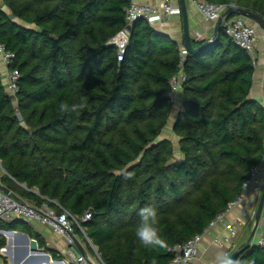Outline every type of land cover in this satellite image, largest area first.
<instances>
[{"label": "trees", "instance_id": "1", "mask_svg": "<svg viewBox=\"0 0 264 264\" xmlns=\"http://www.w3.org/2000/svg\"><path fill=\"white\" fill-rule=\"evenodd\" d=\"M208 1L264 17V0ZM4 4L16 18L0 7V42L15 53L11 68L20 73L11 94L0 71V160L12 176L4 174V183L20 197L38 205L56 201L79 218L91 210L81 224L105 264H150L153 257L167 264L169 246L204 232L264 163V104L251 97L254 55L226 34L223 22L212 45L181 61L185 41L138 18L120 61L109 41L128 27L130 0ZM181 68L188 79L173 125L178 157L163 133L174 109L171 79ZM81 100L86 106L77 112L59 111L62 101ZM149 205L158 212L162 248H145L135 235L138 212ZM0 226L46 245L29 223L1 220ZM239 248V260L264 264V247Z\"/></svg>", "mask_w": 264, "mask_h": 264}, {"label": "built area", "instance_id": "2", "mask_svg": "<svg viewBox=\"0 0 264 264\" xmlns=\"http://www.w3.org/2000/svg\"><path fill=\"white\" fill-rule=\"evenodd\" d=\"M193 1L196 3L199 12L203 14L207 20L213 22H217L227 9V6L222 3L208 0ZM180 12V5H176L172 0H164L160 4H150L141 0H130V5L127 8V21L129 25L120 30L109 41V44L117 47L118 59L122 61L130 41L131 30L129 26L132 25L136 19L145 18L153 24L165 16ZM224 22L226 34L253 54L258 40L257 27L242 15L235 16L227 21L225 19ZM188 53L185 44L182 45L180 48L181 61L186 58ZM14 57L15 53L7 50L6 46L0 42V61L8 68L6 74L8 80L7 88L11 94L17 93L19 88L18 79L20 77L19 71L11 68ZM187 79L188 75L183 68L172 77L169 96L173 104L179 101L180 94L183 91V86ZM4 174L8 173L0 160V183H4ZM263 189L264 169H261V165H257L252 168L250 178L245 182L243 191L229 204L226 212L220 214L212 221L204 232L195 234L184 243H177L169 246V250L173 253V257L167 264H196L195 260L199 255L200 246L205 233L220 221L224 222L228 235L224 238L215 237V242L222 246L230 244L233 239L238 237L242 220H227V215L235 208L239 207L246 200L247 196L252 193L262 192ZM54 202L58 206H54L48 202L38 205L19 195L15 196L6 192L0 186V221L23 220V222L31 225L35 222H40L51 226L56 233L63 235L67 241V246L59 250L62 255L61 257L55 258L50 250L46 247H42L51 254V259L48 261L49 264H105L98 248H96L93 240L88 236L86 228L81 224V220L87 221L92 217V211L88 210L82 218H79L70 210L59 205L58 202ZM241 213L242 216H250L246 208H242ZM255 215L256 210L251 213L253 220H255ZM2 229L5 228L0 226V231ZM78 230H80L81 233H79ZM76 239L79 240L80 245L77 244ZM250 243L252 245L264 247V210L258 222L255 235ZM89 245L96 252L98 259L94 257ZM228 253L231 255L230 252ZM35 255L37 258H35V262L31 264H38L37 261L40 252H36ZM45 262L46 261L41 264H46Z\"/></svg>", "mask_w": 264, "mask_h": 264}, {"label": "crops", "instance_id": "3", "mask_svg": "<svg viewBox=\"0 0 264 264\" xmlns=\"http://www.w3.org/2000/svg\"><path fill=\"white\" fill-rule=\"evenodd\" d=\"M141 1L150 4H160L164 0H141ZM172 1L176 5H180V0H172ZM2 5H4V0H0V7ZM187 6L189 11L190 30L193 38L195 40H202L213 36L216 22L207 20L205 16L199 12L196 3L193 0H187ZM248 21L257 27V36H258L256 47L253 52L256 66L254 73V84L251 90V97L260 100L264 104V27L261 24L254 22L253 20L248 19ZM153 25L158 31L170 34L173 38H175L179 42H182L184 40L182 10L180 13H173L170 16H165L161 20L154 22ZM0 71L1 73L3 72L5 76L8 71L7 66L1 61H0ZM183 103H184V93L182 91L180 94L179 101L174 104V109H173L174 111L171 115L173 116L174 119L173 125L177 113L183 108ZM177 141H179V137ZM261 169H264V163L261 165ZM261 194L262 192H256L247 196L246 200L239 207L235 208L227 215L226 218L227 220H234V219L242 220V224L240 225L239 235L238 237L233 239L230 244L222 246L215 242V237L218 236L220 238H224L228 235V231L226 230L225 224L222 221L218 222L215 226L211 227L207 233H205L200 246L199 255L195 260L196 264H213L214 259L218 254L225 253L230 256L228 252L232 254V252L238 249L243 243H246L248 241L254 226V221L252 219L251 213L257 210ZM242 208H246L250 216L248 217L242 216L241 213ZM32 226L37 231H39L41 236L46 240V245L44 247H46L47 249L53 248L56 250H62L63 248H65V246H67V241L65 237L61 234L56 233L51 226L47 224L44 227H37L35 224H32ZM17 231L24 232L22 230H17ZM5 233L6 236L8 237L9 247H7L4 252H6L9 255L12 263L6 262L7 259L4 258V254L1 252V250H0V257L3 258V262L5 264H16L17 263L16 261L18 259L25 256L29 244L26 242L25 238L21 235L15 234L16 235L15 238H12L9 234L10 232H5ZM3 239L4 238L2 237L0 238V240ZM28 255H30V252Z\"/></svg>", "mask_w": 264, "mask_h": 264}, {"label": "water", "instance_id": "4", "mask_svg": "<svg viewBox=\"0 0 264 264\" xmlns=\"http://www.w3.org/2000/svg\"><path fill=\"white\" fill-rule=\"evenodd\" d=\"M180 6H181V10H182V17H183V30H184L185 46H186L188 52L192 53V54H196V53L203 51L204 49H206L208 46L212 45L218 39V35H219L220 29L223 25L224 20L232 12H237V13H239V15H242V16L246 17L247 19L253 20L254 22L259 23V24L264 26V17L262 15H260L257 12H254L252 10H249L247 8H243V7H240L237 5H233L229 8H227L225 10V12L223 13V15L217 20V22L215 24V30H214L213 36L206 38L205 41L203 43H201L199 46H194V44H193L194 38H193V36L191 34V30H190L189 11H188V6H187V0H180ZM1 9L3 11H5L12 19L16 18L15 13L13 12L12 8L8 4L2 5ZM129 29L132 30V25L129 26ZM21 126H23L25 128L29 127V125L27 124V122L25 120H23L21 122ZM0 186L2 187V189L4 191L11 193L15 196H18L5 183H0ZM263 207H264V189L262 191V194H261V197L259 200V204H258V207L256 210L254 226H253L251 235H250L247 242H251V240L255 234L258 222L260 220V217H261V214L263 211ZM21 221H23V220H21ZM4 232H11V233L15 232L17 235L23 236L25 238L26 242L29 244V247L27 248V252H26L25 256L18 259L16 261L17 262L16 264L34 263L35 262L34 259L37 258V256L35 255L36 252H40V255L38 256V261H37L38 264H41L44 261H50L51 254L48 252V250H46L45 248H42L40 246V244L36 238L31 237L29 234H27L25 232L13 230V229H2L0 231V233H4ZM76 242L78 245H80V242L78 239H76ZM3 249L5 250V247H3ZM240 249L241 248L236 249L230 256L233 259L237 260ZM29 252H30V255H28Z\"/></svg>", "mask_w": 264, "mask_h": 264}, {"label": "clouds", "instance_id": "5", "mask_svg": "<svg viewBox=\"0 0 264 264\" xmlns=\"http://www.w3.org/2000/svg\"><path fill=\"white\" fill-rule=\"evenodd\" d=\"M85 106V100H81L79 104L73 105H69L62 101L59 103L58 108L61 113H70L77 112L79 109H82ZM126 178L130 179L131 174H128ZM138 215L140 216V222L136 227L135 235L140 245L145 248L164 247V240L161 237L158 229L159 216L156 208L150 205L142 207L139 210ZM150 264H158V259L153 257L150 260ZM213 264H248V262L244 259L236 260L225 253H221L215 257Z\"/></svg>", "mask_w": 264, "mask_h": 264}, {"label": "rangeland", "instance_id": "6", "mask_svg": "<svg viewBox=\"0 0 264 264\" xmlns=\"http://www.w3.org/2000/svg\"><path fill=\"white\" fill-rule=\"evenodd\" d=\"M2 75H3V79H4V82H6L7 81V78H5L6 76L3 74V72H2ZM174 111V110H173ZM173 116H171V118H170V120H169V123L167 124V126H166V128H165V131H164V133H163V136H165V135H167V136H165V137H168V136H170V138L173 140V142H174V146H175V151H176V156H181V153H180V148H179V141H177V139H178V136L173 132ZM254 222H255V220H253ZM37 227H44V226H46V224H43V223H38V222H35L34 223ZM4 238V241H5V244H4V246L3 247H9V244H8V237L4 234V233H0V238ZM2 247V248H3ZM0 249L1 250V252L4 254V258H6L7 259V263H12L11 262V258L9 257V255L6 253V252H4V250L3 249ZM89 248L91 249V252L93 253V255H94V257L95 258H97L98 259V256H97V254H96V252L93 250V248L92 247H90V245H89ZM96 248H97V246H96ZM0 264H5L4 262H3V258L2 257H0Z\"/></svg>", "mask_w": 264, "mask_h": 264}, {"label": "bare ground", "instance_id": "7", "mask_svg": "<svg viewBox=\"0 0 264 264\" xmlns=\"http://www.w3.org/2000/svg\"><path fill=\"white\" fill-rule=\"evenodd\" d=\"M5 233V232H4ZM11 233V232H10ZM15 233V232H14ZM5 235H6V233H5Z\"/></svg>", "mask_w": 264, "mask_h": 264}]
</instances>
